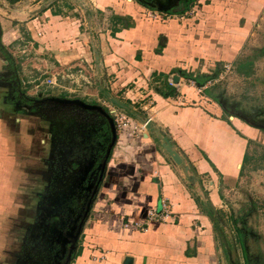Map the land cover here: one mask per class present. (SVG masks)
I'll use <instances>...</instances> for the list:
<instances>
[{
	"label": "crops",
	"instance_id": "crops-1",
	"mask_svg": "<svg viewBox=\"0 0 264 264\" xmlns=\"http://www.w3.org/2000/svg\"><path fill=\"white\" fill-rule=\"evenodd\" d=\"M31 1L0 0V264H26V253L43 250L42 236L62 240L61 257L55 254L62 264L72 209H81L80 222L89 203L70 264H239L234 240L228 247L220 229L223 195L243 179L252 145L264 146V130L229 113L185 73L211 75L217 63L234 62L264 0H56L51 9ZM195 4V17H146L159 7L182 16ZM25 54L43 69L90 68L101 84L83 97H51L110 113L88 101L110 94L127 106L119 109L135 122L118 133L105 168L112 134L99 112L21 104ZM175 77L176 96L161 94L164 78ZM149 118L150 132H133ZM163 137L185 167L167 154ZM165 203L171 217L149 220Z\"/></svg>",
	"mask_w": 264,
	"mask_h": 264
},
{
	"label": "rangeland",
	"instance_id": "rangeland-1",
	"mask_svg": "<svg viewBox=\"0 0 264 264\" xmlns=\"http://www.w3.org/2000/svg\"><path fill=\"white\" fill-rule=\"evenodd\" d=\"M7 2L9 1L7 0ZM35 2H41L48 9L56 5V0H35ZM252 33L253 36L249 37L247 44L233 59L234 62H221L215 65L210 73L214 77L212 83H208L211 75H202L198 79L207 80L205 85L208 83L209 94L221 106L227 108L229 113L234 111L237 115H244L256 123L264 124V12ZM24 57L21 76L26 88L34 80H38L37 83H43L44 80L55 74L66 76L61 72L62 70L68 73L67 68L69 66L59 65L60 68L57 69H43L39 66L40 62L36 58L37 56L25 54ZM80 70L82 71L77 74L79 75L78 80H73L74 84L71 81L64 83L65 86L74 85L72 88L76 92L70 97H83L87 89L97 90L96 87L101 85L96 80H91L92 77H89L93 74L90 68L83 67ZM61 76H57L58 84H61V80H68L62 79ZM57 93V91H54L47 95L51 97L58 95ZM92 99V97H88L89 103L96 102L107 108L110 104L104 95L96 94L94 100ZM250 152L254 154L253 161L246 168L243 179L230 194L223 195L222 218L219 223L223 225V228L220 227L221 231L223 229L222 233L225 231L228 233L227 236H225V233L223 234L226 245L229 247L227 241L231 237L235 242L232 249L234 250L233 256H236V262L238 261L239 264H264V146L255 143L252 145ZM74 210L76 216L72 227L73 231H71L73 233L76 231L78 218L81 215V209L74 208L72 213ZM43 212L47 214V220L55 218L49 210H43ZM64 216L59 213L58 224L65 228L67 225L66 220L61 223L65 218ZM73 233L69 236H72ZM48 237L42 236V241L46 240L44 242L46 244L43 245V250L40 249L41 252L38 251L37 256L32 257V253H26V264H36L37 261L47 264V254L44 252L46 246L52 248L50 249L52 251L51 255L57 254L58 257H61L62 240L57 237V239L49 241ZM71 240L73 239L69 238L67 242L68 249L72 244ZM37 247L40 248L38 245ZM40 253L41 255H39ZM52 258L55 260L57 257L53 255Z\"/></svg>",
	"mask_w": 264,
	"mask_h": 264
},
{
	"label": "built area",
	"instance_id": "built-area-1",
	"mask_svg": "<svg viewBox=\"0 0 264 264\" xmlns=\"http://www.w3.org/2000/svg\"><path fill=\"white\" fill-rule=\"evenodd\" d=\"M195 12L198 13V5L196 4L191 10H189L188 13L182 16L170 15L167 13L160 12L158 10H152L146 13V17L150 21H162V20L168 21L169 19H172V18L184 19L188 15L195 17V14H196ZM67 71L68 73H66L65 70L61 71L66 76H63V75L61 76V74H55V75L50 76V78H47L46 80H44L43 83H37L38 80H34L33 83H30L28 81V83H30L28 84V88H26V86L24 85L25 87L23 86V90L30 98H41V97L46 98V97H49L47 94L53 93L54 91H57L58 92L57 94L60 96H71L72 94L76 92V90H73L72 86H65L64 83L71 81V83L74 84L73 80H76V78L79 76L77 74H79V72H81L82 70H80L78 73H75L73 72L72 67H68ZM57 76H61L62 79H68V80H61V84H58ZM213 79L214 78L211 75V78L209 79L208 83H212V81H214ZM168 83L170 86H173V87L176 86L173 82V78H169ZM189 83L192 84L193 86H196V82L193 81L192 79H189ZM208 83H206V86H204L203 89L208 87L207 86ZM203 89H201V91ZM108 109L110 111L111 116L114 119L117 133H122L123 131L130 129L133 122H135L132 116H130L128 113H126L122 109H119L118 107H115L109 104ZM147 124H148V119L144 120L139 125H135L132 128V130L134 133L147 132ZM171 211L172 209L169 207L168 204L165 203L163 204V211L160 214L157 213L155 210H153L148 213V218L151 221H164L165 219H168L169 217H171V213H172ZM136 227L143 232L145 231L144 230L145 226L138 224L136 225Z\"/></svg>",
	"mask_w": 264,
	"mask_h": 264
},
{
	"label": "water",
	"instance_id": "water-1",
	"mask_svg": "<svg viewBox=\"0 0 264 264\" xmlns=\"http://www.w3.org/2000/svg\"><path fill=\"white\" fill-rule=\"evenodd\" d=\"M157 10L160 12H163V13H167V11H168L167 9H165L163 7H159ZM178 79H179V77L174 78V80H173L174 84L178 83ZM107 99H108V102L115 107L122 108V109H125L127 107L125 104H123L122 102H120L119 100H117L116 98L111 96L110 94H107ZM38 103L42 104V105L48 104V103L49 104L50 103H56V104H61V105H65V106L68 105V106L82 108L84 110H94V111L99 112L108 121V123L110 125V129H111V134H112L111 144L107 150V158L104 162V168H105V165H106V163L109 159V156L111 154V149L113 148V146L116 142L117 136H118L117 129H116V126L114 123V119L111 116V114L105 108L97 106V105H89V104L85 103L83 100H79V99L71 100V99L60 98V97H47V98L39 100ZM251 125L256 127V128L264 130V125L256 124V123H251ZM152 126H153L152 120L148 119L147 131L150 132V130H152ZM161 139L163 140V143H164L163 147L165 148L167 154L172 158L173 162L178 166L185 167L183 158L180 156V154L178 152H176L174 150L173 145L171 144L170 140L166 137H163ZM89 204H88V206H89ZM88 206L85 209L82 220L77 225V228H76L74 235L70 236L73 239L72 240L73 244L70 247V249H68L69 250L68 254H66V257H65L64 261L62 262V264H70L72 261L73 250L76 248L77 240H78L79 236L81 235L82 228H83V225L85 223L87 214L90 211V206H89V208H88Z\"/></svg>",
	"mask_w": 264,
	"mask_h": 264
},
{
	"label": "trees",
	"instance_id": "trees-1",
	"mask_svg": "<svg viewBox=\"0 0 264 264\" xmlns=\"http://www.w3.org/2000/svg\"><path fill=\"white\" fill-rule=\"evenodd\" d=\"M9 1V3H12V4H14V3H17V2H19V1H21V0H8ZM128 26H130V25H128ZM162 76H164V75H162ZM165 77V76H164ZM185 77H186V79H192L193 81H195L196 83H197V85H199L200 87L201 86H203L204 84H205V81H207V80H205L204 82H203V80H200V79H198V77L200 78V75H193V74H186L185 73ZM210 78H211V76H209ZM209 78V79H210ZM165 80H164V84L162 85V87L164 86V90H161V94H163V95H166L167 94V96H172V97H174V96H176V89L173 87V86H170L169 85V83H168V79L169 78H164ZM209 81V80H208ZM160 91V90H159Z\"/></svg>",
	"mask_w": 264,
	"mask_h": 264
},
{
	"label": "flooded vegetation",
	"instance_id": "flooded-vegetation-1",
	"mask_svg": "<svg viewBox=\"0 0 264 264\" xmlns=\"http://www.w3.org/2000/svg\"><path fill=\"white\" fill-rule=\"evenodd\" d=\"M190 1V0H189ZM214 78V77H213ZM16 80H18V77H16ZM23 84V83H21ZM24 86V85H23ZM23 86H21V89H20V94L18 95L19 98H20V102L21 104H29V103H37L39 100L41 99H44L43 97L41 98H30L26 93L25 91L23 90ZM47 98V97H46ZM227 109V108H226ZM232 114L235 115V116H238L242 119H244L246 122H249L250 124L251 123H256L252 120H250L248 117L244 116V115H237L234 111H232ZM256 124H260V123H256ZM261 125H264V124H261ZM65 230V228H64ZM52 253V251H50V254ZM55 255V254H52L48 257V260L51 261V264H57L56 261L52 258V256ZM53 261V262H52Z\"/></svg>",
	"mask_w": 264,
	"mask_h": 264
}]
</instances>
